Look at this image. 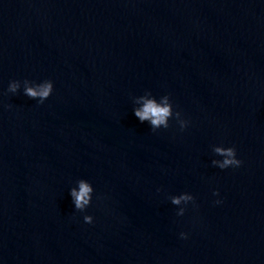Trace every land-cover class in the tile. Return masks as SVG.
Here are the masks:
<instances>
[{"label":"water","instance_id":"1","mask_svg":"<svg viewBox=\"0 0 264 264\" xmlns=\"http://www.w3.org/2000/svg\"><path fill=\"white\" fill-rule=\"evenodd\" d=\"M146 90L188 127L139 122ZM0 264H264V0H0Z\"/></svg>","mask_w":264,"mask_h":264},{"label":"clouds","instance_id":"2","mask_svg":"<svg viewBox=\"0 0 264 264\" xmlns=\"http://www.w3.org/2000/svg\"><path fill=\"white\" fill-rule=\"evenodd\" d=\"M23 84V94L30 99L36 100L37 103L42 104L52 93L53 83L51 80H44L40 83L29 81L24 79L22 82L19 80H11L7 87V93H17L18 89ZM133 107V113L139 122H147L152 132H156L158 129L169 128V120H175L179 126V131L183 132L189 125V121L182 118V114L179 111L173 110V105L169 95H163L159 98V101L152 96L150 91H145L143 95L131 97ZM212 152L214 155L221 157L222 159L211 160V165L223 170L229 167H239L242 161L236 158V150L234 147L212 146ZM77 187H73L69 190L74 209L83 213L85 209L90 205L93 193V187L91 184L84 180L79 179ZM159 192L160 189H157ZM214 196H218V191H213ZM171 204L176 206L187 205L189 202L194 203V197L189 193H181L179 195L169 196ZM215 204H220L222 201L216 200ZM185 212L184 207H179L176 215L182 216ZM83 221L87 224L93 222L91 215H84ZM181 239H187V234L181 232Z\"/></svg>","mask_w":264,"mask_h":264}]
</instances>
